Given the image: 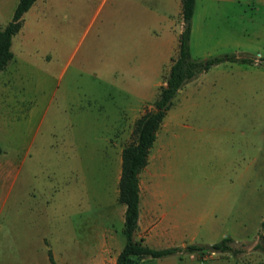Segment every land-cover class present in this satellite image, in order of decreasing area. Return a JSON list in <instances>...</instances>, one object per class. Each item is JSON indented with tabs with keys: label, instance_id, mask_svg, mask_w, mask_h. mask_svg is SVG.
I'll use <instances>...</instances> for the list:
<instances>
[{
	"label": "crops",
	"instance_id": "1",
	"mask_svg": "<svg viewBox=\"0 0 264 264\" xmlns=\"http://www.w3.org/2000/svg\"><path fill=\"white\" fill-rule=\"evenodd\" d=\"M18 1L0 0V26L11 20ZM46 1L35 0L24 12L22 26L12 37L13 56L0 70V214L14 187L15 193L24 198L34 192L27 180L25 163L32 152L40 148L42 140L47 147L56 145L49 134L42 135L46 118L70 120L68 129L74 134L71 145L75 144L76 150L95 148L83 137L88 129L84 120L90 110L99 107L83 97L66 95L60 103L55 100L57 87L68 86L67 79L64 82L62 79L76 50L65 59V53L57 50L56 44L41 40ZM107 2L99 1L95 16ZM88 3L89 0H79L81 14ZM110 5L113 18L118 16V22L113 25L117 34L114 32L111 54L107 59L104 56L95 59L100 63L96 62L93 67L98 71H111L113 83L127 97L119 105H112L109 114L104 113L106 121L99 131L102 134L124 129V119L128 120L127 125L135 124L146 111L158 87L165 82L163 76L178 52L184 26L182 0H112ZM121 15L128 18L127 25L119 23ZM190 50L196 58L235 53L253 56L254 61L226 60L213 65L178 90L168 112L184 101H196L194 97L211 85L212 119H264V63L260 61L264 59V0H196ZM87 54L83 52L81 57ZM224 129L232 131V125L226 123ZM255 141L257 153L225 161L229 169L220 182L222 185L217 186L218 192L216 186L212 187V196L206 198L169 189L161 177H153L155 162L164 148L163 145L157 153L158 150L152 148L153 143L148 163L139 173V215L134 237L153 248H163L210 245L230 236L241 244L242 250L224 251L206 260L200 258L203 250H182L162 257L140 258L134 264H264V250L256 248L259 230L264 233L261 226L264 219V128ZM118 192L117 187L113 205L114 215L121 222L120 229L115 226V217H110L107 224L98 217L90 221L84 219L83 233L79 237L70 218L59 223L56 216L47 212L46 205L33 212L39 219L30 220L27 213L28 224L25 225L24 220L17 232L21 264H52L48 249L56 264H116L125 241L126 207L118 200ZM43 193L48 204L52 191L46 189ZM212 198L223 199V206L216 201L212 203ZM40 248L44 251L42 256Z\"/></svg>",
	"mask_w": 264,
	"mask_h": 264
},
{
	"label": "rangeland",
	"instance_id": "2",
	"mask_svg": "<svg viewBox=\"0 0 264 264\" xmlns=\"http://www.w3.org/2000/svg\"><path fill=\"white\" fill-rule=\"evenodd\" d=\"M99 1L89 0L82 14L79 0L46 1L41 40L56 44L57 50L65 53V59L71 51L76 50L67 75L62 79L63 82L67 79L68 86L57 87L55 100L60 103L66 95L83 97L99 107L98 110H90L84 120L88 129L83 137L92 142L95 148L76 150L75 144L71 145L74 134L68 129L70 120L52 116L44 120L42 135L49 134L51 142L56 145L47 147L42 140L40 148L32 152L25 163L27 180L34 188L33 194L24 198L15 193L17 190L14 187L12 195L3 204L0 214V264L22 263L17 232L24 220L26 222L27 213L30 220L39 219L33 212L41 205H46L47 212L56 216L59 223L70 218L79 237L83 233L84 219L90 221L98 217L107 224L110 217H115V226L121 228L120 220L114 215L113 198L116 188H119L121 148L134 139V124L127 125L128 120L124 119V129L119 132H99L106 121L104 113L109 114L112 105H119L127 97L113 83L111 71H98L93 67L96 62L100 63L95 59H101V56L107 59L111 54L114 32L117 34L113 25L118 22V16L113 18L112 0H108L95 16ZM128 22V18L121 15L119 23L127 25ZM83 52H87L88 56L82 58ZM58 72L57 69L56 78ZM205 91L206 94L203 93ZM200 92L194 97L196 101H184L173 106L171 112L167 111L152 147L158 153L164 145L152 173L153 177H161L169 189L193 192L206 198L212 196V187L216 186L215 191L218 192L219 185H222L220 182L229 169L225 166L226 160L257 153L255 140L264 128V119H212V86ZM226 123L232 125V131L224 129ZM145 175L146 170L143 171ZM46 189L52 191L48 204H45L46 196L43 193ZM213 201L223 206V199L212 198ZM30 223L34 224L32 221ZM43 252L40 248L41 256ZM222 253L206 249L201 251L200 258L206 260Z\"/></svg>",
	"mask_w": 264,
	"mask_h": 264
},
{
	"label": "trees",
	"instance_id": "3",
	"mask_svg": "<svg viewBox=\"0 0 264 264\" xmlns=\"http://www.w3.org/2000/svg\"><path fill=\"white\" fill-rule=\"evenodd\" d=\"M35 0H19L11 20L0 26V70L12 58L11 43L13 35L22 26L23 14ZM196 0H182L183 30L179 36L178 52L171 59L170 68L165 75V82L159 86L158 92L152 101V108L138 117L134 124V139L128 142L121 152V173L119 178L118 200L125 204L123 233L124 245L117 256L116 264H134L144 257H162L179 251H196L211 249L215 251H229L237 253L242 250L241 244L235 243L230 236H224L210 245L187 244L186 246H168L153 248L145 244L142 239L134 237L138 223L140 187L139 173L148 163L150 149L156 139L157 130L172 106L178 90L189 80L207 71L213 65L230 60L252 62L253 56H239L235 53H222L204 58L192 56L190 50L191 22ZM260 61L264 63V59ZM2 148L0 146V152ZM264 227V219L261 222ZM259 241L256 248L264 250V233L258 232ZM52 264H56L51 249H48Z\"/></svg>",
	"mask_w": 264,
	"mask_h": 264
}]
</instances>
